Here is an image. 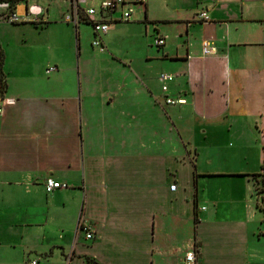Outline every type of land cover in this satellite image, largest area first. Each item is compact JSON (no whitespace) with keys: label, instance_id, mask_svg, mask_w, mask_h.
<instances>
[{"label":"crops","instance_id":"crops-1","mask_svg":"<svg viewBox=\"0 0 264 264\" xmlns=\"http://www.w3.org/2000/svg\"><path fill=\"white\" fill-rule=\"evenodd\" d=\"M27 2L20 0L16 8L21 22L8 25H30L41 33L57 24L47 10L28 8ZM85 2L74 0L71 22L60 10L58 24L67 35L70 24L85 25L77 17L89 9H81ZM133 11L138 26L156 33L157 50L165 46L164 35L174 37L175 45L153 59L173 63L165 93L159 75L150 81L137 74L141 82L79 75L70 87L47 83L39 90L43 95L31 98L20 86L9 88L6 77L14 71L23 75L26 63L19 59L25 55L51 59L47 80L59 76L57 63L63 64L64 56L57 52L67 55L66 34L31 48L13 36L5 39L6 46L13 42L16 60L6 73L2 50L3 97L15 103L4 106L0 116V217L9 220L0 226V264H87L86 258L97 264H183L194 246L198 264H258L246 238L249 216L224 207L246 204L253 193V210L260 216L254 213L253 219H262L250 172L264 168V0H145ZM201 12L206 20L199 19ZM120 15L105 19L107 33L133 19L123 22ZM156 38L164 39L162 47L154 45ZM203 41L214 47V56H202ZM81 54L78 43V59ZM50 68L55 71L47 73ZM154 97L163 104L165 97L184 98L186 104H165L179 109L172 121ZM183 118L199 122L203 140L208 136L205 148H215L213 157L204 158L186 137L171 141L161 128L170 123L180 136ZM246 132L261 137L251 159L244 139H238ZM214 133L238 138L215 144L209 140ZM46 179L67 188L47 194ZM183 223L193 224L194 241L178 234ZM222 229L229 235L225 241L218 235Z\"/></svg>","mask_w":264,"mask_h":264},{"label":"rangeland","instance_id":"rangeland-1","mask_svg":"<svg viewBox=\"0 0 264 264\" xmlns=\"http://www.w3.org/2000/svg\"><path fill=\"white\" fill-rule=\"evenodd\" d=\"M24 1L25 2L28 1L27 2L28 8L35 7L39 10H44V12L47 10V12L45 13L46 16L48 15L50 19L54 18L55 19L54 21H56L57 24L50 25L47 29H44L40 33L39 28H38L39 30L37 29L35 30V28L30 25L12 27L11 25H8L6 22L0 21V46L2 50L5 52L6 73L9 71L8 70L9 64L11 66L13 61L16 60V56L12 52L13 50L10 47V45L12 46L13 42L10 41L9 42L10 45L6 46L5 44L7 42L5 41V39H10L11 36H13L17 38V40L19 39V40L27 41V43L29 44L28 48H31L36 44L46 43L44 41L49 42L51 37L57 36L58 34H64V33L66 34L67 32L66 28L58 24V19L60 14H62L61 11H63L64 14L69 16L71 10L70 6L73 5L74 3V0H24ZM80 7L81 9L92 8L94 10H99L100 2L99 0H86V2L83 3ZM63 8L64 10H62ZM51 12L53 13V15L50 14ZM119 13L120 11L117 10V12L114 13L113 15L118 17ZM65 17H64V21H65ZM77 17L78 18L81 17L84 19L83 15L81 14H78ZM139 23H140V19L135 14L133 16V19L129 23H120L118 24L119 26L118 28L113 29L114 31L111 32L110 31L111 29H109L106 35H101L99 40L102 43L101 44V47L103 48L102 53L99 51L98 48H92L90 45L93 42V30L90 25L86 26V25L70 24V27L68 28V35L66 34V41H65L66 44L64 46L65 51L63 52L67 55L57 52L59 56H64L63 64L57 63V70L60 71L59 76L54 78L51 76L50 80H47V75L45 74V70L46 68H48L46 65L47 63L51 62V59L48 60L44 59L45 61H41V59H38L37 57L25 55V57H21L19 59V60H23L24 64L26 63L24 67L25 72L23 73L22 76H20V74L17 71H14L13 74H9V76L6 77V80L8 82L7 84L9 85V88L12 85L14 87H18V86L22 87L24 90V95L28 94L31 98H33L34 96L43 95V92L40 93L39 90L45 91L44 88H47L49 86L45 84L52 83V86H58L59 88H62L63 86L70 87L73 84H76L79 75L83 78V80H90V81L108 80L112 82L130 81V80H136L139 82L143 81L144 79L141 76H137V74L140 75L142 74L145 77L149 78L150 81H155V78L158 75L160 76L161 74H164V73L160 74V71L162 72L164 71L166 75L171 76L170 74H168L167 68L171 67L173 63L169 65V63L165 60H161V59L153 60V59H155V57L158 54H160L167 46L175 45V41H174V37L172 36V33L167 32L168 34L163 36L164 38H167V40L165 41V46L157 50L152 45L156 33L152 32L150 28H148V31L145 32V27L138 26L137 24ZM131 24H136V25L132 26ZM27 33L30 35L27 36L28 38L26 37L24 38L23 35H26ZM76 33L78 36L76 35ZM160 33L163 32L161 31ZM78 38H79V42H78ZM23 41H20V43H22ZM78 43L80 44V48L82 52L81 54L82 56L79 59H78ZM52 56L53 54L51 53V57ZM163 68L164 70H162ZM62 70L65 71L61 73ZM51 75H54V73ZM157 91L159 92V88ZM154 99H155L154 100L155 105L159 106L164 113H166L171 117V120L173 121L175 118V112L179 111V109L167 108L165 104H163L160 98L154 97ZM179 125H180V136H178L177 132L174 131L170 123L163 122L161 128H163L166 131V133L169 132V138L171 139V141H174L175 139L178 141V139H180L179 137H182V139L186 137L188 141L197 149V152L199 154H202L204 158L214 156L215 153H213V150H215V148H205L204 142L208 141V136L205 135L206 139L203 140V136L201 135L200 130L197 129L199 122L197 124V121H194V119L183 118L180 120ZM234 138H238V137L221 136L214 133L209 140L215 144L216 143L224 144L228 142L230 139L231 141H234L235 140ZM238 139L240 140L244 139L243 143L246 145V149H248L246 152L248 153L249 155L248 157L250 159L253 158L255 155L256 150L254 148H261L259 142L257 143L258 139L261 140V137H259L258 134L254 135L253 133L249 134L246 132V136H244V138L241 137ZM189 154L190 156H192L191 155L192 148H189ZM236 161L237 159L233 158V162ZM206 162H210V160L209 159L205 160V163ZM236 165H238V162H236ZM250 169H252V167ZM250 173H264V171H261L259 168H257L255 171ZM256 180H260V178H252L254 187ZM172 181L174 180L172 179ZM63 184L67 185L66 183ZM251 194L253 193H250L246 196V204L243 201H241L239 204H237L234 207L225 206L224 208L244 210L246 212V215L249 216V220H248V224L246 225L245 232H246V238L248 237L252 240V244H253L252 249L255 251V253L254 255L251 251L250 252L246 251V253H248L249 258H251L252 255L254 258H257L258 264H264V236L257 237V235L260 232L259 230H262L264 232V229L260 226L261 219H259L258 221L253 219L256 216L260 218V216L257 213V211L253 210V206H255V202L252 197L250 200ZM205 209H207V206H205ZM254 213L256 214V216ZM7 223H9L8 219H5V217H0V226L6 225ZM207 227L208 225L206 224L201 225L202 229H206ZM253 232L255 233V237H253L252 235ZM178 234L180 236H183L185 240L188 239L189 241H194L195 236H194L193 224L191 227H188L186 224L183 223L182 226L180 227V231L178 232ZM197 234H198V230H197ZM218 235L223 236L224 241L227 240L229 236L228 232L223 229L218 231ZM78 236L79 238H82V235L80 233H78ZM189 247L190 245H188L187 249H189ZM246 262L249 263L247 260ZM170 263L172 264L171 261ZM170 263L166 261L163 264H170Z\"/></svg>","mask_w":264,"mask_h":264},{"label":"built area","instance_id":"built-area-1","mask_svg":"<svg viewBox=\"0 0 264 264\" xmlns=\"http://www.w3.org/2000/svg\"><path fill=\"white\" fill-rule=\"evenodd\" d=\"M20 0H0V21H4L7 24H16L21 22V16L16 12ZM145 0H103L100 2L99 10H94L89 8L83 13V17L90 24L93 30V42L92 47L98 48L100 52H103L101 47L100 36L107 33L109 28V23L105 21L107 17H111L117 10L120 11V21L128 22L133 16V6L143 3ZM76 18V17H75ZM199 19L206 20L205 12L199 14ZM73 19L71 16L65 18L66 22H71ZM154 45L156 47H162L164 45L163 38H156L154 40ZM216 53L214 47L207 41H203L201 44V54L203 57L214 56ZM55 68H50L47 73L54 72ZM172 80V77L166 74H161L158 78L159 83L162 85V91L165 93L167 91L166 84ZM165 104L167 106H181L186 104L184 98H169L165 97ZM15 103L13 99L4 98L0 96V116L3 112L4 106H11ZM67 186L52 179H46L44 181V189L47 194L52 193L55 190L66 189ZM176 185H171L169 187L170 191H174ZM85 238L87 240L92 239V234H90L86 229ZM197 248L194 246L191 250L186 252L183 258V264H197ZM37 262H32L30 264H36Z\"/></svg>","mask_w":264,"mask_h":264},{"label":"trees","instance_id":"trees-1","mask_svg":"<svg viewBox=\"0 0 264 264\" xmlns=\"http://www.w3.org/2000/svg\"><path fill=\"white\" fill-rule=\"evenodd\" d=\"M79 21H80L79 23L81 24L89 25V23L81 17H79ZM3 60H4V55H3L2 49L0 48V77H1L0 78V96H3L5 92V88H6V83L4 80L3 73H2ZM260 170L264 171V168L262 167ZM250 177L251 179L260 178V180L255 181L254 195H255V200H256V208L262 215L260 226L264 229V173H255V174L250 175ZM194 223L195 224L197 223L196 217L194 219ZM259 231L260 232L258 234V237L264 236V232L262 230H259ZM85 260L87 264H97L96 262H94L93 260L89 258H86Z\"/></svg>","mask_w":264,"mask_h":264}]
</instances>
